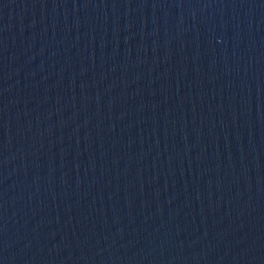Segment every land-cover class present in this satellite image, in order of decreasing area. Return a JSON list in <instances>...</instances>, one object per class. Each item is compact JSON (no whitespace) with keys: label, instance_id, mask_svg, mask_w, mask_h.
Instances as JSON below:
<instances>
[{"label":"water","instance_id":"water-1","mask_svg":"<svg viewBox=\"0 0 264 264\" xmlns=\"http://www.w3.org/2000/svg\"><path fill=\"white\" fill-rule=\"evenodd\" d=\"M0 264H264V0H0Z\"/></svg>","mask_w":264,"mask_h":264}]
</instances>
